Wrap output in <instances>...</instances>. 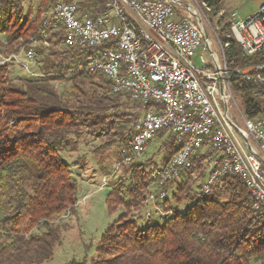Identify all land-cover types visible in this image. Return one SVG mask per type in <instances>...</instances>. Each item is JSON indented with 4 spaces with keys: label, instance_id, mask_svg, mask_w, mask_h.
I'll use <instances>...</instances> for the list:
<instances>
[{
    "label": "trees",
    "instance_id": "trees-1",
    "mask_svg": "<svg viewBox=\"0 0 264 264\" xmlns=\"http://www.w3.org/2000/svg\"><path fill=\"white\" fill-rule=\"evenodd\" d=\"M32 1L38 5L29 19L22 6ZM65 1L76 3L79 16L96 17L105 11L104 0ZM199 1L211 15L221 8V0ZM54 2L0 0V46L6 55L32 48L40 72L37 78L13 81L8 64H0V264H40L60 243L56 221L73 214L79 188L61 153L77 152L81 135L86 134L103 141L96 150L119 144L120 162L122 148L130 153L128 129L150 108L127 93H112L103 74L75 68L78 61L115 47V40L78 49L64 43L61 30L41 40V13ZM220 32L232 93L242 114L264 119V92L234 72L264 65V51L245 55L228 23ZM31 40L36 45L31 46ZM56 83L67 88L60 91ZM158 136L166 137L161 145L167 148L160 164L150 161L146 168L133 160L120 166L105 205L109 213L122 211L101 234L95 256L65 264H264V212L253 209L239 176L224 175L223 186L214 184L207 194L194 188L195 179L204 177L205 157L212 153L207 147L169 183L161 205L172 210L170 217L163 222L144 219L149 172L165 164L178 148L173 135L158 131ZM139 213L145 226L138 225Z\"/></svg>",
    "mask_w": 264,
    "mask_h": 264
},
{
    "label": "built area",
    "instance_id": "built-area-1",
    "mask_svg": "<svg viewBox=\"0 0 264 264\" xmlns=\"http://www.w3.org/2000/svg\"><path fill=\"white\" fill-rule=\"evenodd\" d=\"M246 19L231 13V32L242 52L255 55L264 51V0ZM105 11L90 17L79 16L74 1L55 0L40 16L41 40L62 31L64 43L82 49L115 40L93 57L78 61L75 68L99 72L109 81L112 93L150 105L126 133L130 153L115 165L130 164L142 154L158 131L175 138L177 151L163 165L149 172L151 188L147 194L144 219L163 222L172 210L161 202L168 195L169 183L202 147L212 153L204 159L206 176L201 192L209 193L214 184L223 186L226 174L239 176L256 211L264 212V119L246 118L237 107L226 67L224 46L221 55L213 50L206 33L209 11L196 0H104ZM131 11L132 14L128 12ZM31 40L30 45H36ZM209 52L208 63L200 55L201 66L192 58L200 50ZM34 50L25 52L34 62ZM10 53L0 64L16 61ZM264 65L237 69L239 79L255 83L264 92ZM235 107L242 125L229 111ZM106 177L101 187L106 186Z\"/></svg>",
    "mask_w": 264,
    "mask_h": 264
},
{
    "label": "rangeland",
    "instance_id": "rangeland-1",
    "mask_svg": "<svg viewBox=\"0 0 264 264\" xmlns=\"http://www.w3.org/2000/svg\"><path fill=\"white\" fill-rule=\"evenodd\" d=\"M196 1L200 3L199 0ZM259 3V0H221V8L215 15H211L207 10L203 9L206 17V33L213 41V50L215 52L221 53L219 46L220 44L223 45V43L220 29L227 23L230 28L231 13H236L239 19H246L257 10ZM37 5V1L24 3L22 6L23 14L27 15L29 19H33L36 15ZM230 35L233 37L231 29ZM14 54H16L17 60L8 64L10 79L18 81L22 78L39 77L40 72L38 71L37 63L35 61L27 62L24 50L20 49ZM200 55L208 63L211 61L208 50L200 49L192 58L196 67L201 66ZM5 56L7 55L4 53V48L0 46V59ZM55 87L61 91L67 88V84L56 83ZM234 100L241 111L237 96H234ZM229 112L232 113V118L236 123L242 125L235 107ZM165 136H158L153 139L142 154L136 158V161L142 163L146 168L149 167L150 161L160 164L163 154L167 152L166 146L161 145L162 141L166 139ZM102 143L103 141L99 139L82 134L77 152L61 153L63 158L71 165L73 175L78 179V201L73 214L65 213L56 221L60 225L61 241L54 247L51 258L40 264H65L71 259H82L84 256L87 260H90L95 256V248L101 234L122 211L121 208L114 213H109L105 205V198L111 190V185L119 177L121 167L115 170V165L119 163L117 161L119 158L118 151L121 146L114 144L106 149L96 150ZM173 143L177 145L174 140ZM204 170V177L201 180L196 178L194 181L193 185L196 191H200L201 184L205 179L206 168ZM194 175L197 176V173ZM105 177L107 184L100 188ZM197 185L200 186L197 187ZM174 186L171 188L173 189ZM141 214L135 215L137 216L136 220H138V225L145 226L147 223L142 219ZM38 230L41 231L42 229Z\"/></svg>",
    "mask_w": 264,
    "mask_h": 264
},
{
    "label": "crops",
    "instance_id": "crops-1",
    "mask_svg": "<svg viewBox=\"0 0 264 264\" xmlns=\"http://www.w3.org/2000/svg\"><path fill=\"white\" fill-rule=\"evenodd\" d=\"M128 12H129L130 14H132V15H133V13H131V11H130V10H128Z\"/></svg>",
    "mask_w": 264,
    "mask_h": 264
}]
</instances>
